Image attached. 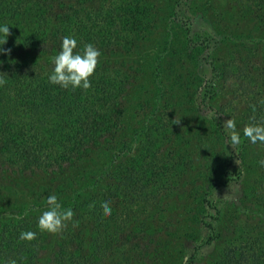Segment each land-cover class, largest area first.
I'll return each instance as SVG.
<instances>
[{
  "label": "trees",
  "instance_id": "1",
  "mask_svg": "<svg viewBox=\"0 0 264 264\" xmlns=\"http://www.w3.org/2000/svg\"><path fill=\"white\" fill-rule=\"evenodd\" d=\"M157 1L0 0V23L10 25L2 46L10 52L0 53V78L6 81L0 86V198L20 193L32 198L24 207H12L10 200L0 209V264H149L158 239L164 234L178 238L169 233L175 226L179 240L199 242V231L205 230L206 245L224 242L221 252L209 253L206 264H264V154L256 161L259 184L241 192V211L222 227L218 204L209 198L215 189L206 190L199 175L222 168L224 176L230 165L241 175L253 144L244 138L230 145L228 133L226 148L208 141L210 128L219 141L225 129L223 110L212 103L218 95L214 82L222 72L212 71L203 89L196 88L209 118L197 122L194 132L188 120L177 118L160 57L169 47L157 51L151 68H145L161 22ZM246 5L257 17L264 0H247ZM200 16L198 11L180 19L188 49L226 41L238 55L249 46L264 51V40L220 31L210 18H204L202 31ZM66 35L76 37L78 48L90 42L101 53L87 90L64 89L47 80L51 57ZM254 51L240 60L264 82V54L258 64ZM167 69L171 79L174 67L168 64ZM247 110L246 124L264 122V99ZM50 194L74 212L58 234L37 228ZM164 198L176 201L155 208ZM104 199L110 201L111 215L103 214ZM246 227L252 230L249 236ZM27 230L36 231V238L19 240ZM243 239L249 246L241 247Z\"/></svg>",
  "mask_w": 264,
  "mask_h": 264
},
{
  "label": "rangeland",
  "instance_id": "2",
  "mask_svg": "<svg viewBox=\"0 0 264 264\" xmlns=\"http://www.w3.org/2000/svg\"><path fill=\"white\" fill-rule=\"evenodd\" d=\"M247 0H158L159 4V16L161 22L159 24V33L157 40L153 46H150L152 52L147 56V64L145 68L149 70L153 65V58L158 56L157 51L166 50L161 54V62L163 65L164 78L163 83L172 87L173 98L170 100L172 108L176 110L177 118L179 117L182 122L188 120L190 122V129L195 131L197 122H201L205 118H209L211 112H204L198 103V95L196 88L203 89L207 80L214 77L212 71L222 72L219 80L214 82L218 95L213 100V107L216 110H223L222 116L227 119L233 118L237 122L238 129L242 128L249 120L248 107H250L256 99H264V85L262 80L255 79L253 72L245 68L244 63L240 59H248V51H254L255 47H246L248 51H243L238 55L237 47L229 45L228 42H223L219 46L199 47L195 49H188L185 43V32L182 29L181 17H194L196 12L201 11L203 17L200 16L197 20V26L203 31L205 24L207 23L204 18L211 19L217 24L220 31H229L232 33L246 32L251 39L263 41L264 40V8L257 17H252L251 12L246 5ZM264 7V6H263ZM175 12H178L180 16H176ZM171 16V17H170ZM209 24L211 22L209 20ZM205 31H208V27ZM254 38H253V37ZM212 45V44H211ZM212 48V49H211ZM255 53V63L262 64V53ZM172 64L174 71L170 73L171 79L167 76V65ZM214 65L217 67L213 70ZM252 72V73H251ZM192 73L191 79L187 75ZM146 78L150 77V71H147ZM218 74V73H217ZM251 74L254 80H250ZM260 86V87H259ZM181 100V101H180ZM178 118V119H179ZM131 123V119H128ZM225 128V127H224ZM230 130L224 129L223 132H219L221 139L216 138L215 132L210 128L208 133V141L212 142L217 147L226 148V135H229ZM219 136V137H220ZM263 147L258 145L249 146L247 148V154L245 159V167L242 168L241 175L236 170L231 172L234 165L229 166V174H222V168L218 173H212L206 171L204 173L199 170V182L202 181L206 190L215 189L213 195L209 196L210 199H215L218 204V208L221 213L222 227L229 224V220L234 218L241 211L240 196L242 191L250 192L257 184H259L260 172L256 166L257 158L264 154ZM261 159V158H259ZM258 159V160H259ZM202 162V161H201ZM239 165L240 161H234ZM233 162V163H234ZM248 166V167H246ZM239 175V176H238ZM239 177V178H238ZM238 178V179H237ZM238 180V182L236 181ZM29 187V185H28ZM217 187V188H215ZM3 199V200H2ZM12 207L18 209L21 206L24 207L26 203L32 200L24 194L20 193L15 195L12 199ZM7 197L1 196L0 209L6 208L8 205ZM176 201L175 198H167L157 200L155 208L166 205L167 201ZM35 201V199H34ZM37 201V199H36ZM153 200L146 205V210L150 209ZM138 210V208H136ZM145 214H141V217H146ZM183 221V220H182ZM177 222V220L175 221ZM176 227L169 228L173 236L178 237L174 240L170 239L168 234H164L158 242L152 245L151 252L157 248L153 255V260L149 264H188V260L192 258V254L196 255L192 264H206V260L211 259V254L221 252L224 249V242H218L217 245H206V231L200 230V240L191 241L190 239L179 240L180 234L176 230ZM228 228V226L226 227ZM246 227V236L248 230ZM251 230V229H250ZM39 231V230H38ZM252 231V230H251ZM164 232V231H163ZM45 233V232H44ZM155 240V239H154ZM249 246L243 239L241 247ZM180 254V255H179ZM210 256L209 258L207 256Z\"/></svg>",
  "mask_w": 264,
  "mask_h": 264
},
{
  "label": "clouds",
  "instance_id": "3",
  "mask_svg": "<svg viewBox=\"0 0 264 264\" xmlns=\"http://www.w3.org/2000/svg\"><path fill=\"white\" fill-rule=\"evenodd\" d=\"M8 23H0V53L10 52L2 46L7 42L10 34ZM101 53L93 43H86L78 48V41L73 35H66L62 38L59 50L51 57V67L47 74V80L52 85H58L61 88L72 90L91 88L93 77ZM5 80L0 78V86L5 84ZM223 127L230 130L228 142L230 145H238L242 139L253 145L264 146V122L245 124L238 129L235 119H227ZM242 133V135H241ZM264 164V160L260 162ZM104 215H111L112 207L107 199L101 200ZM74 212L71 207L65 208L58 200L57 195L50 194L47 196L44 210L37 217V228L40 232L52 234L60 233L67 222L72 221ZM36 231H21L19 240L32 241L36 238ZM9 264H17L11 260Z\"/></svg>",
  "mask_w": 264,
  "mask_h": 264
}]
</instances>
